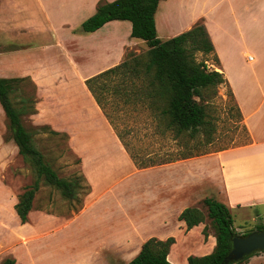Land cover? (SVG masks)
Instances as JSON below:
<instances>
[{"label":"rangeland","instance_id":"obj_1","mask_svg":"<svg viewBox=\"0 0 264 264\" xmlns=\"http://www.w3.org/2000/svg\"><path fill=\"white\" fill-rule=\"evenodd\" d=\"M50 1L46 8L48 18L56 21L58 13L60 17V9L58 4ZM159 19L158 14L157 21ZM0 20L16 25L13 28L15 32L5 44H30L26 35V23L29 21L35 25L40 23L41 27L46 26L45 16L35 0H0ZM159 23L156 24L159 38L164 39L166 34ZM107 30L113 32L108 46L109 54H61L58 48H54V42L49 40V34L43 33L35 36L33 48H19L15 54L2 55L3 60L8 61L6 68L12 70L5 77L39 74L40 71L47 72L48 67L65 73L59 79L57 76V83L65 79L66 83L72 85V91L69 88L51 90L50 83L41 85L40 90L34 82L22 81L15 83L11 97L18 108L26 105L25 98L33 97V107L41 103L44 110L52 112L48 120L36 118L34 113H23L21 120L31 133L35 146L60 177L70 180L81 177L75 179L79 186L76 197L72 199L64 198L58 189L41 180L28 220L22 224L14 205L36 175L18 154L0 105V264H122L136 254L143 240L155 236H162L163 240L169 236L174 237L175 242L168 252L173 264H187L188 256H201L214 248L210 245V238L215 235V229L202 198L192 207L202 212L204 220L189 230L181 228V222L179 224L172 218L163 225L152 214L139 218L143 211L140 194H145L146 187L155 189L159 177L157 169H136L133 161L124 157L125 153L115 147L111 136L116 132L84 95V88L86 77L90 75L87 71L94 72L109 63L118 55L116 53H120L122 44L129 45L128 40L133 43L124 48V53L114 60L116 63L121 62L127 52L145 55L148 45L141 39L129 38L127 25L113 24ZM45 43L50 45L44 46ZM74 57L82 62L78 65L77 73L69 64ZM196 58L206 59L200 53H196ZM207 64L211 68L212 60H208ZM65 93L78 95L80 99L73 103L70 94L67 97L61 96ZM58 96L61 105L55 106ZM208 113L212 124L210 144L195 146L197 140H205L204 134H198V139L189 144V148L194 147V152L210 151L195 156L193 159L199 160L191 162L196 172L201 173L213 163L209 159L200 158L248 141L244 125L225 86L217 88L216 95L208 105ZM118 114L121 117L116 121L117 127L129 148L139 153V156L158 160L165 157L167 152L175 153L182 148L169 137L155 132L148 110L140 107L125 115L122 112ZM86 176L95 183L92 190ZM141 187L145 190L142 191ZM204 195L222 201L212 186ZM85 202L89 206L78 213ZM128 213L138 227L131 238L139 242L131 244L127 250H116L112 246L119 244L123 237ZM231 215L238 235L259 230L258 226L264 224V211L260 209H233ZM244 264H264V252H255Z\"/></svg>","mask_w":264,"mask_h":264},{"label":"crops","instance_id":"obj_2","mask_svg":"<svg viewBox=\"0 0 264 264\" xmlns=\"http://www.w3.org/2000/svg\"><path fill=\"white\" fill-rule=\"evenodd\" d=\"M35 1L45 16L44 24L46 26L41 27L40 23L35 25L32 21L26 23V35L30 44H5L9 42V36L15 32L13 28L16 25L0 20L1 77H5L7 72L12 71L6 68L8 61L3 60L2 55L15 54L19 48L29 46L33 48L36 35L49 34V40L54 42V48H58L61 54L99 55L109 54L110 49L108 46L113 37V32L107 30L108 26L124 24L131 31V23L128 20L109 21L93 32L86 33L81 30L82 22L96 12L97 4L102 0ZM49 1L54 2L55 5L58 4L57 6L60 9V17L59 13L56 17L57 22L48 18L49 14L46 8ZM103 1L111 2L113 0ZM158 14L160 19L157 21ZM154 19L155 26L160 22L159 24L166 34L164 39L161 40H167L180 34L199 21L203 22L213 43L214 54H216L219 61L218 64H211V67L222 72L225 76L233 93L234 101L241 112V122L248 132L250 141L220 150L211 156L200 158L209 159L213 163L205 167L202 173L196 172L194 165H191L192 161L199 160V158L193 159L194 157L143 168L155 167L159 177L155 189L146 187L145 194H140L143 211L139 218L149 217L152 214L161 225L166 224L168 219L172 218L176 219L178 223L181 222V228L185 227L184 221L178 219L179 214L183 209L194 206L199 199L207 197L208 195H204V193L211 186L222 198L223 203L230 208V211L233 209L242 211L260 209L264 211V0H161ZM22 30L20 29V31ZM156 31L159 37L157 26ZM21 37H24V35ZM129 38L136 39L130 37V33ZM128 44H122L120 53H116L118 55L112 58L111 61L109 60V63L102 65L94 72L87 71V73H90L88 77L118 64L114 60L124 53L126 46L133 43L128 40ZM48 45L50 44H44V46ZM77 59L78 57H74L73 61L69 63L75 72L79 63H82L78 62ZM41 72L39 74H22L6 78L28 76L40 90L42 89L41 85L49 83L51 90L62 88L71 90L72 85L66 83L65 79L64 82L57 83L58 75V79L60 76H65L62 71L48 67L47 72ZM85 88H87L86 85ZM85 88L84 95L96 106L97 112L101 113L106 119L89 90H85ZM70 93L61 96L67 97V94ZM71 94L70 101L73 103L78 102L80 96H72ZM64 100L66 101V98ZM60 101V96H58L55 106L61 105ZM60 107L63 108V106ZM35 111L34 117H43L45 120H48L47 118L52 114L47 109L44 110L41 103L36 104ZM111 136L115 147L120 152L125 153L124 157L126 159L129 158L132 161L116 133ZM84 146L87 147L88 145ZM15 147L17 149L16 145ZM136 169L138 168L136 167ZM86 177L92 190L95 183L89 176ZM145 189L141 187L142 191ZM153 193H155L154 196ZM85 203L78 213L87 209L89 204ZM71 220L69 221L71 222ZM125 220V231L127 233L124 231L119 244L112 246L120 251L127 250L131 247V244L139 242L138 240L133 241L131 238V234L135 233L138 227L130 213L126 215ZM48 228L53 227L48 226ZM157 238L163 240L162 236ZM145 241L141 242L136 254ZM215 243L214 235L210 238V245L215 246ZM101 264L109 263L104 262Z\"/></svg>","mask_w":264,"mask_h":264},{"label":"trees","instance_id":"obj_3","mask_svg":"<svg viewBox=\"0 0 264 264\" xmlns=\"http://www.w3.org/2000/svg\"><path fill=\"white\" fill-rule=\"evenodd\" d=\"M160 1L102 0L98 2L96 12L81 24V30L87 33L112 20H128L131 23L130 37L141 39L148 45L145 55L127 52L120 63L85 80L87 89L138 169L210 152H194V147L189 148V144L198 139V134H204L206 138L203 142L197 140L198 144L195 146L210 144L212 124L208 105L220 86H225L229 91L230 98L242 118L225 76L207 64L208 60H212V64H218L219 61L203 22L199 21L190 29L167 40H161L157 36L154 19ZM196 53L204 55L206 59L198 60ZM22 81L34 84L28 76H0V105L7 119V128L17 146L18 154L36 175L14 205L20 222L24 224L28 220V213L32 209L41 180L44 184L58 189L64 198L72 199L76 197L79 186L75 179L81 176L72 180L60 177L35 146L31 133L21 120L23 113H35L34 98H25L26 105L18 108L11 97L15 83ZM140 107L148 110L157 134L169 137L182 148L175 153L167 152L165 157L158 160L153 157L144 158L133 152L116 121L121 117L118 112L125 115ZM244 129L248 135L245 126ZM249 141L248 135L247 142ZM203 203L215 229L216 243L210 253L188 256L187 264H224L223 260L231 248V239L238 235L233 226L230 208L212 197H205ZM178 219L184 221L186 229L189 230L201 223L204 216L198 208L187 207L182 210ZM258 228L264 230V224ZM204 235L207 236L205 232ZM174 242L173 236L164 240L150 237L142 244L138 253L123 264H173L167 256L169 247ZM249 258L228 264H244Z\"/></svg>","mask_w":264,"mask_h":264},{"label":"water","instance_id":"obj_4","mask_svg":"<svg viewBox=\"0 0 264 264\" xmlns=\"http://www.w3.org/2000/svg\"><path fill=\"white\" fill-rule=\"evenodd\" d=\"M255 252H264V230L252 231L247 235H235L231 239V248L223 262H237L252 256Z\"/></svg>","mask_w":264,"mask_h":264}]
</instances>
